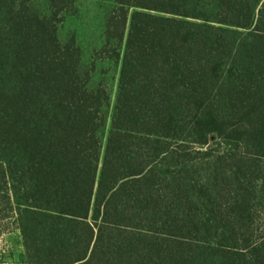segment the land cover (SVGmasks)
Listing matches in <instances>:
<instances>
[{"label": "trees", "instance_id": "obj_1", "mask_svg": "<svg viewBox=\"0 0 264 264\" xmlns=\"http://www.w3.org/2000/svg\"><path fill=\"white\" fill-rule=\"evenodd\" d=\"M45 2L0 0L23 262L264 264V0H113L88 54Z\"/></svg>", "mask_w": 264, "mask_h": 264}, {"label": "rangeland", "instance_id": "obj_2", "mask_svg": "<svg viewBox=\"0 0 264 264\" xmlns=\"http://www.w3.org/2000/svg\"><path fill=\"white\" fill-rule=\"evenodd\" d=\"M113 0H73V10L61 24L60 35L75 36L84 53L98 47L104 29L106 13ZM45 0H35L39 8L46 6ZM0 264H25L19 232L12 218L0 220Z\"/></svg>", "mask_w": 264, "mask_h": 264}, {"label": "crops", "instance_id": "obj_3", "mask_svg": "<svg viewBox=\"0 0 264 264\" xmlns=\"http://www.w3.org/2000/svg\"><path fill=\"white\" fill-rule=\"evenodd\" d=\"M4 264H8V263H4Z\"/></svg>", "mask_w": 264, "mask_h": 264}]
</instances>
